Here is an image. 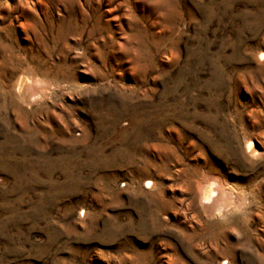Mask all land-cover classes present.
<instances>
[{
  "label": "rangeland",
  "instance_id": "1",
  "mask_svg": "<svg viewBox=\"0 0 264 264\" xmlns=\"http://www.w3.org/2000/svg\"><path fill=\"white\" fill-rule=\"evenodd\" d=\"M0 264H264V0H0Z\"/></svg>",
  "mask_w": 264,
  "mask_h": 264
},
{
  "label": "bare ground",
  "instance_id": "2",
  "mask_svg": "<svg viewBox=\"0 0 264 264\" xmlns=\"http://www.w3.org/2000/svg\"><path fill=\"white\" fill-rule=\"evenodd\" d=\"M27 78L25 76L19 78L18 82H17V85H16V88H17V92L18 93H22V89L24 88V84L25 82L27 81L26 80ZM248 148L251 149L252 148V144L250 143L248 145ZM151 183H147V185H150ZM213 190L211 189L210 185L207 187H205L204 189V196H203V199L209 203L210 205H212V207L215 209V210H218L220 211L221 209H223L224 205H225V200H213L212 201V197H213Z\"/></svg>",
  "mask_w": 264,
  "mask_h": 264
}]
</instances>
